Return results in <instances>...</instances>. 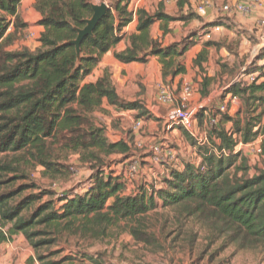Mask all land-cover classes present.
<instances>
[{"label":"trees","instance_id":"16d2710c","mask_svg":"<svg viewBox=\"0 0 264 264\" xmlns=\"http://www.w3.org/2000/svg\"><path fill=\"white\" fill-rule=\"evenodd\" d=\"M22 1L0 0V245L22 236L35 253L30 264H101L88 253L75 251L73 242L104 240L113 230L125 229L135 243L160 248L149 215L161 206L175 209L178 221L200 224L240 249L264 252V168L250 174L243 151H236L261 138L259 154L264 158V68L258 64V69H249L246 74H257L255 81L241 80L227 90L243 102L235 116L200 115L201 124L217 118L210 125L208 143L198 147L200 162L184 161L179 168L162 163L168 176L161 178L160 188L152 186L149 191L142 186L131 194L128 164L123 175L111 167L112 160L118 158L115 163L121 165L133 158L131 143L125 138L111 142L94 114L105 102L118 111L142 115L148 111L140 101L119 96L108 69L96 82L86 80L102 58L126 40L127 48L114 55L118 63L146 65L155 57L163 81L173 83L188 74L184 60L196 36L192 32L179 43L164 45L152 37V27L160 23L166 35L171 24L200 18L192 10L181 13L188 0L178 1L175 16L166 13L163 3L152 12L144 7L132 12V3L141 0H112L78 56L73 42L94 14L89 0H37L34 9L44 32L35 50L22 45L30 27L20 16ZM135 16L136 29L126 35ZM16 43L22 47L16 49ZM213 46L204 43L193 62L202 76L198 92L203 97L216 81L204 67ZM261 55L264 60V50ZM222 150L228 155L219 156ZM72 157L90 173L81 193L58 194L34 179L42 169L41 179L68 180Z\"/></svg>","mask_w":264,"mask_h":264},{"label":"rangeland","instance_id":"374dc122","mask_svg":"<svg viewBox=\"0 0 264 264\" xmlns=\"http://www.w3.org/2000/svg\"><path fill=\"white\" fill-rule=\"evenodd\" d=\"M89 1L95 6L105 4L111 8L112 5V0ZM144 1V4L141 5L151 12L154 11L159 4L157 0ZM201 2V0H195V8L194 10L192 9L193 13L200 19H195L191 22L201 21V16L199 14L203 12L200 13L197 11L202 5ZM136 3L137 1L133 2V6L131 5L130 7L132 12H136L141 6H137ZM197 30H199V27H195L188 31L194 32ZM254 40L255 41L252 42V48L247 56H245L246 54H238V47L235 48L232 44H229L226 45V49L230 52V56L233 57V59L224 62L221 61L223 59L215 61L220 71L216 73V81L214 84V86L218 87V94L211 98L212 100L214 98V101L209 106V111H211L213 115H219L217 108L222 105H226L227 112L230 111L233 116L243 109V102L240 98H238V103L234 104V106L232 105L233 103L231 104V100L225 102L227 101V91L225 89L235 83V79L243 71L258 69L257 65L261 62L260 60L263 59L261 51H252L254 46L259 45V40ZM26 41L27 34L25 33L22 41L23 46ZM240 43L241 40L238 42V46ZM16 44V49L22 47L19 43ZM211 66L212 65L208 66V68H211ZM261 67L264 68V64ZM108 70L112 73V79L119 95L123 96L122 99L127 102L138 100L140 103L144 104L143 106L147 111L148 107L152 108L163 118L171 115L169 112H173L180 103L181 89L185 84L182 80L177 83L164 81L159 83L160 85L169 87L174 97L173 104L169 107H164L157 101L158 84L154 85V91H152L153 95L147 96L148 88L142 80H125L126 74L123 73V71L119 74L118 78H116L114 77L113 71L110 70V68ZM191 70L197 77L200 76L202 81V76L199 71L196 70V68ZM258 75L260 76V74ZM196 76L192 75V77H186V79L183 80L190 81V83L194 84L197 87L195 94H198L199 82L197 83ZM256 76L257 74L255 77ZM247 77L242 81L249 83L250 78ZM172 84L173 87L171 86ZM135 87L136 90L134 89ZM197 98L200 99L199 97ZM190 108L192 107L190 106ZM201 114H204L203 111L198 114L196 128L199 132V137H207L208 139V133L212 127L210 126V122L208 123V120L204 121L202 124L200 123ZM126 115L127 116H121V113L114 108H103L101 111L94 114V118L99 126L105 128L106 136L114 134L118 125L122 126L124 130L119 129L118 131H120V134L117 133L116 138L119 140L125 138L131 143L133 158L121 165L115 163L118 160L117 158L116 160H112L114 162L111 165L115 174L123 175L125 165L133 162L138 164V175L132 180V183L129 184V191L131 194L136 193L142 186H148L149 191L153 188L152 186H154L155 189H159L161 186L162 173L167 175V166H154L151 162V149L155 145H160L163 146L164 149H171L176 152L179 163L173 166H177L178 168L182 166L184 161H195L196 158L198 159L197 150L200 145H198V143L194 145L193 143L195 142L188 139L189 135L185 130L176 127L168 128L165 119H157L150 111L145 115L138 112L131 114L126 112ZM209 116L210 112L208 116L205 117L209 118ZM137 121L143 122V125L142 129L137 132V136L135 137L132 129ZM261 142L262 139L260 138L254 144L249 145L248 148H246V146H241L242 148L236 150L243 151V157L247 158L248 165L250 166V174H255L257 170L264 168V158L261 157V154H259L260 152H258L256 148L257 146L258 149L260 148ZM77 159V157H72L68 162L72 173L68 180L53 183L50 180L41 179L40 172L42 169H38L35 172L34 179L38 181L43 188L53 190L58 194L63 192L71 193L73 191L74 194L81 193L82 190L88 187V177L90 173L79 165ZM238 164H240V161ZM149 225L151 232L158 238L160 248H147L135 243L125 229L113 230L104 240L79 243L75 241L72 247H74L75 251L81 250L84 253H88V255L93 256L96 261H100L101 264H264V252H262V250L240 249L236 244H232L226 236L217 237V235L200 224L187 219L182 222L178 221L177 211L175 209H164L160 206L149 215ZM9 247V244L8 246L3 245L2 250L0 249L1 264H30L31 259L35 257L33 249L27 242L16 243V252H13L11 249L8 250ZM34 264L39 263L35 262Z\"/></svg>","mask_w":264,"mask_h":264},{"label":"crops","instance_id":"0c3cea01","mask_svg":"<svg viewBox=\"0 0 264 264\" xmlns=\"http://www.w3.org/2000/svg\"><path fill=\"white\" fill-rule=\"evenodd\" d=\"M36 1L37 0H23L21 3V7H20L21 18L23 19L25 23L30 25L29 29L25 31V33L27 34V41L24 43V45L31 50H35L38 47H40L39 39H40L41 34L44 32V28L39 25V21L41 20V17L39 13H37V11L34 9V4L36 3ZM178 1L179 0H157L159 4L163 3L165 5L166 13L171 16H175L179 11ZM201 1H202L201 2L202 4L205 0H201ZM208 1H210L209 7H207L203 11H200L199 9H197L198 12L200 13L203 12L201 13L202 15L199 14L201 16V21H198V22L193 21V22H190L189 24H186L183 22L173 23L170 25V32L166 35H164L163 32L161 31L160 23H156L152 27V30H151L152 37L155 39H160L161 41H163L164 45H170L172 43L181 42L183 38L187 37L190 33H192V31H188V30L193 29L195 27H199V30L194 31V33H192V35L196 36L195 45L187 52L185 56V60H184V64L188 69V74L185 76H180L176 78L173 83H177L180 80H182V82L184 83L190 82V81H186L183 79H186V77H192V75L196 76L195 74H193L191 69L194 68V64H193L194 59L202 51L204 43L211 42L214 45L209 50L210 51L209 60L206 64H204V67L209 77H215L216 73L220 71V69L218 68L219 66L215 64V61L223 59L221 61L224 62L227 60L231 61L233 59V57L230 56V52L226 49V45L232 44L235 48L238 47L237 53L239 52L238 54H241V55L246 54L245 56H247L249 51L252 48V42L255 41L254 39L260 40L261 36L264 33L263 27L259 25V22L264 18V5H261V6L254 5L252 1H249L246 4H251L253 7L249 14H243V13H239L236 11L227 13V12L222 11L223 7L225 5H235L239 3L240 0H208ZM144 2H145L144 0L137 1L136 5L140 6L141 4H144ZM194 4H195V0H188V3L184 6L181 13L186 15L188 11L192 9L194 10L195 8ZM158 6L156 9H158ZM140 7H144V6L141 5ZM146 10L149 11V9L147 8ZM214 23L215 24L217 23V24L214 26L208 27L206 30H203L204 26L214 24ZM136 26H137V20L135 16L134 21L131 23V25L127 29H125V34L129 35L131 33H134ZM217 27H220L221 30L215 31V28ZM206 31H211L212 33V38L210 40L201 37L203 32H206ZM238 40L239 41L241 40V43L239 44V46H238V42H239ZM127 45H128L127 41L124 40L117 47H115L109 53H107L102 58V61L99 64V66L94 70L93 75L87 78V83L96 82L100 77H102L103 72L106 69L110 68V70L113 71L114 77L116 78H118L119 74L123 71V73L126 74L125 80H128V81H131V80L137 81V79L142 80L143 83L148 88L147 96L148 95L152 96L153 95L152 91H154V85L155 84L160 85L159 83L163 82L162 66L159 63V60L155 57L151 58L150 62L146 65L139 64V63L124 65V64L118 63L115 60L114 55L115 53L124 51L127 48ZM256 47L257 45L254 46L252 51H254ZM227 57H231V58H227ZM261 64L262 65L264 64V60H262L259 63L260 66H262ZM210 65H212L211 68H208V66ZM196 79H197V83L201 81L200 76L198 77L196 76ZM171 86L173 87V84ZM134 89L136 90V87ZM217 89L218 87L214 86L213 84V86L210 89L213 92L209 91V94H208L209 96L207 95L206 97H203L200 93L195 94L194 98L189 103V106H191L192 109H195L199 105L204 104L209 98H212L218 94ZM119 96L121 98L123 97L121 95ZM197 97H199L200 99H198ZM226 100L227 101L225 102L230 101L228 94H226ZM232 105L234 106V104ZM162 106L169 107L170 105L168 106L162 105ZM103 108L112 109L113 107L109 106L105 102L103 105ZM118 112L121 113V116H127L126 112H128V114L134 113L132 111H118ZM169 113L171 114L172 111ZM228 113L230 114V116L233 117L230 111ZM119 129L122 130L123 127L118 125V128L115 129L116 131L114 134L107 135L108 139L111 142L119 141V139L116 138L117 133L120 134V131H118ZM132 132L135 134V136H137L138 131H134V128H133ZM196 133L199 134V132L197 131V128H196ZM241 146L242 145L238 146L237 149L242 148ZM246 148H248V146H246ZM256 148H258V146ZM193 158L195 159L194 155H193ZM190 162L197 164L198 162H200V157H198V159L196 158L195 161L192 160ZM154 166H158V165L154 164ZM167 176L168 175L166 174L164 175L162 173V178H165ZM128 193H130L129 189H128ZM19 242L23 243L26 241L22 236L15 237L12 243H8L10 245L8 250L11 249L13 252H16L17 249L15 248V246H16V243H19ZM8 244H1L0 249L2 250L3 245L8 246Z\"/></svg>","mask_w":264,"mask_h":264},{"label":"built area","instance_id":"2783aa9c","mask_svg":"<svg viewBox=\"0 0 264 264\" xmlns=\"http://www.w3.org/2000/svg\"><path fill=\"white\" fill-rule=\"evenodd\" d=\"M249 1H252L254 5H264V0H240L239 3L235 5H225L222 9L223 12L231 13L232 11H236L243 14H249L252 10L251 4H246ZM210 1L205 0L201 7H199L200 11H203L207 7H209ZM259 25L263 27L264 29V18L259 22ZM220 27L215 28V31H220ZM202 38L210 40L212 38L211 31H206L202 34ZM259 45L255 48L254 51H263L264 50V33L261 36L259 40ZM246 71H243L236 79L235 83L239 82L243 79H245L248 75L246 74ZM247 78H250L249 82L255 81L256 77L254 74L249 75ZM230 87V86H229ZM228 87V88H229ZM226 88L225 90L227 91ZM197 90V87L190 83L186 82L182 89L180 94V103L179 105L174 109V111L171 113V115H168L166 118H163L160 116L157 111L153 110L152 108H147L148 111H150L157 119H165L168 125V128H180L187 131L194 139L198 141L199 145H205L208 143L207 137L202 138L199 137L196 133V127L198 123V114L203 111L205 115H208L209 106L213 103V100L209 98L204 104L199 105L197 108L192 109L189 106V103L194 98L195 92ZM158 103L160 105H172L174 102V97L172 96L171 90L169 87H166L164 85H159L158 87V94H157ZM229 99L231 100V103L236 104L238 103V97L232 96L229 94ZM219 113H226L227 107L226 105H222L221 107L217 108ZM217 123V118L212 119L210 121V125H215ZM143 122L137 121L135 125L133 126L134 131H139L142 129ZM242 145V144H241ZM240 146V145H239ZM243 146V145H242ZM257 151L260 152V148H257ZM256 151V152H257ZM219 156H227L228 153L224 150L217 152ZM151 162L155 165H161L162 163H170L172 165H177L179 163V158L176 152H174L171 149H164L163 146L155 145L151 149ZM139 172L138 164L136 162L129 163L126 168V177L127 180L132 183V180H134Z\"/></svg>","mask_w":264,"mask_h":264},{"label":"water","instance_id":"95a60500","mask_svg":"<svg viewBox=\"0 0 264 264\" xmlns=\"http://www.w3.org/2000/svg\"><path fill=\"white\" fill-rule=\"evenodd\" d=\"M93 9V16L90 20H87V26L83 30L78 31V38L73 42V44L76 46L77 54L80 56L81 50L80 46L82 42L89 36H92L96 27L99 25V23L103 20V18L106 16L109 7L105 4L95 6L92 5Z\"/></svg>","mask_w":264,"mask_h":264}]
</instances>
